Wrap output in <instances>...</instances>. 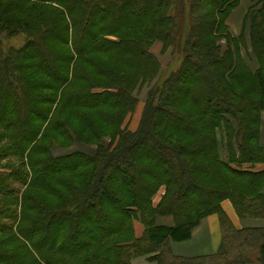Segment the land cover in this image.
I'll list each match as a JSON object with an SVG mask.
<instances>
[{
    "label": "trees",
    "instance_id": "obj_1",
    "mask_svg": "<svg viewBox=\"0 0 264 264\" xmlns=\"http://www.w3.org/2000/svg\"><path fill=\"white\" fill-rule=\"evenodd\" d=\"M237 4L0 0V264H264V227L236 229L221 207L264 218V0H249L233 35ZM19 34L20 47L3 45ZM156 40L179 59L161 82ZM213 213L216 253L160 249ZM240 237L256 255L226 257Z\"/></svg>",
    "mask_w": 264,
    "mask_h": 264
},
{
    "label": "crops",
    "instance_id": "obj_2",
    "mask_svg": "<svg viewBox=\"0 0 264 264\" xmlns=\"http://www.w3.org/2000/svg\"><path fill=\"white\" fill-rule=\"evenodd\" d=\"M249 6V0H246V9L243 12L241 18L235 13V11H231L227 18V25L229 31L233 35H238L243 29V18ZM234 23L235 28H237V33H233L232 27H230V23ZM261 122V134L264 138V128H262ZM162 190V189H161ZM160 192V191H159ZM158 192V193H159ZM157 200V199H156ZM225 199L221 202L222 210L227 215L231 224L236 229L249 228V227H264V221H256L259 220L257 218H248V217H239L231 203L226 201ZM158 200L156 201V203ZM161 217H167L169 219H165L163 223ZM159 218H161V222L159 223ZM172 220V221H171ZM138 223V224H137ZM139 220H134L133 222V232L135 236H140L143 232V225L140 224ZM156 223L159 225H167L172 226L174 224V219L169 215H160L156 218ZM141 227H140V225ZM222 241V230L219 222V218L216 214H209L203 217L199 224L194 227L189 237L183 240H169L167 242V247L169 251L173 255L185 256V257H194V256H202V255H212L219 250ZM147 256H139L132 259L130 264H149L147 262ZM137 260V261H136ZM137 262V263H136Z\"/></svg>",
    "mask_w": 264,
    "mask_h": 264
},
{
    "label": "rangeland",
    "instance_id": "obj_3",
    "mask_svg": "<svg viewBox=\"0 0 264 264\" xmlns=\"http://www.w3.org/2000/svg\"><path fill=\"white\" fill-rule=\"evenodd\" d=\"M245 9H246V0H238V4H237V6L235 7V9L233 11H235V13H237V15L240 16L239 17V19H240L242 14H243V12L245 11ZM230 27H232V30H234V31H232L233 33H237L238 29L235 28L234 23L231 22L230 23ZM24 39H25V36L23 34H19V35H16V36H13V37H8V38L3 37L2 41H3V45L6 46V47L7 46L20 47L24 43ZM149 50L160 60V63L162 65V67H163L161 75H160V77L158 79V82H161V81H163L166 78V76L169 74V72L171 70H176L178 68L179 59L175 60L174 62H172V57H174V54L172 53L171 49L170 48L169 49H164L162 42L158 41V40H156L153 43H151V45L149 47ZM147 90H148V86L147 85H142L135 92L136 96L138 98L137 104H136L133 112L126 118L125 123H124L125 127L130 129V130H134L137 127V125H138V122H139L140 116H141V112H142V109H143V106H144V102H145V99H146ZM261 116H262V121H263L262 128H264V111L262 112ZM76 147H78V146H76ZM73 148L75 149V147H73ZM91 148L94 149L95 146H92ZM68 150H70V149H68ZM68 150H64V151H68ZM58 151H60V150H58ZM64 151H62V152H64ZM163 189L164 188L161 187L160 190H159L160 192L158 191L159 193H157L155 195V197L153 198V204H156L157 200L159 201L161 195L164 192ZM226 201H228V200H226ZM228 202L230 203V201H228ZM185 215H183V216H185ZM161 218H163L162 219L163 223H166V222H164L165 219H169L167 217H161ZM161 218H159V223H162L161 220H160ZM256 221H264V218L256 220ZM140 227H141V225H140ZM229 240H225V246L223 247V250H225L224 252L227 255L226 257H228V258L235 257V256H237L239 254L247 255V256H250V257L256 255L257 248H258V243H259L258 241H256L255 243L246 242V243H244V244L239 246V242L242 240V237L236 238L234 240L232 239L231 242H229ZM160 249L166 250L167 246H163ZM220 260L224 261V258H221L219 256V257H215V258L212 259V261H220ZM207 261H210V260H207ZM147 262L149 263L148 260H147Z\"/></svg>",
    "mask_w": 264,
    "mask_h": 264
}]
</instances>
